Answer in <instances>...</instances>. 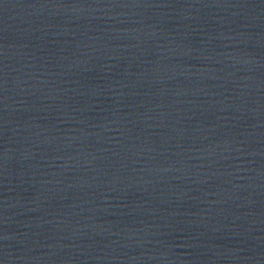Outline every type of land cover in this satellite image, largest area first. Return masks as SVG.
Returning <instances> with one entry per match:
<instances>
[{
    "label": "water",
    "instance_id": "obj_1",
    "mask_svg": "<svg viewBox=\"0 0 264 264\" xmlns=\"http://www.w3.org/2000/svg\"><path fill=\"white\" fill-rule=\"evenodd\" d=\"M0 264H264V0H0Z\"/></svg>",
    "mask_w": 264,
    "mask_h": 264
}]
</instances>
